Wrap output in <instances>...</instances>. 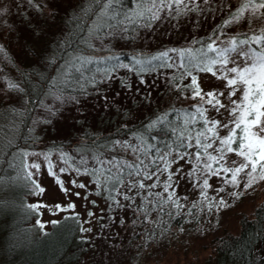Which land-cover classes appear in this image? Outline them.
Here are the masks:
<instances>
[{
    "label": "snow or ice",
    "instance_id": "1",
    "mask_svg": "<svg viewBox=\"0 0 264 264\" xmlns=\"http://www.w3.org/2000/svg\"><path fill=\"white\" fill-rule=\"evenodd\" d=\"M92 2L99 6L96 13L97 27L89 32V36L94 39H99L96 33L104 27L115 30L106 34L109 37L116 38L119 35L121 39H135L125 35L129 33V25L134 26L132 31L139 28L151 30L158 22L168 18L180 20L190 14H225L221 24L213 29L206 40L194 38L189 45L181 48H168L155 54H133L130 63H124L118 55L104 58L76 56L70 59L65 76H69L72 70L79 73L76 82L80 85L82 94H86L87 84L96 86L108 83L116 78L115 73L120 69H126L140 77L139 83L142 85L146 83L143 79L145 74L154 73L157 69H169L175 70L172 80H189L183 84V89L198 103L191 106L194 111L187 113L180 124L169 121V113L165 112L147 125V130L151 131L158 124H172V131L177 134L176 140L166 143L163 149L152 144L144 134H133L131 141L116 140L102 146V150L91 155V163L88 158L81 156L80 166H76L68 154L62 153L61 161L67 167H59L58 172L63 174L74 171L77 176L91 177L95 195L107 193L104 199L108 202L109 210H132L142 214L145 220L151 209L163 211L164 205L169 203L177 208L182 207L175 187L181 179L187 178L194 188L200 189L201 197L209 201V209L213 207L210 201L214 198H209L207 190L212 188L210 180L213 177L222 179L225 184L234 188L243 185L244 189L264 182V0H237L235 5L230 0H134V7L127 10L123 7V0ZM27 4L39 12H43L46 7L40 0H27ZM116 5L121 7L117 9ZM17 7H21L18 0ZM8 12V6L0 4V17ZM242 25H246L245 31L233 30ZM89 47L98 50L94 44H89ZM3 51V46L0 45V52ZM112 60L116 63H108ZM93 64L105 66L97 67L95 73L86 78L84 72H91L92 69L88 66ZM200 74H210L222 81L224 90L205 91ZM81 80L84 83H80ZM120 82L122 86L131 88L124 79ZM8 87L17 89L19 86L9 83ZM60 91V95L53 96L54 101L61 105L68 102L79 103L78 97L64 96L63 89ZM44 107L52 115L59 110L49 105ZM212 111L223 118L217 119L210 115ZM197 125L200 127L197 128ZM192 149L195 151H191ZM23 155L27 156L28 153ZM42 155L47 162L48 174L56 178L61 191L65 195L81 198L80 191L72 193L71 189L64 186V181L54 171L56 166L50 158L51 154ZM232 155L238 157L239 161L231 159ZM179 161H185L192 167L187 172H184L182 166L174 168ZM29 167L39 172L41 164L25 165V168ZM32 175L31 171L27 173L30 180ZM162 176H165L163 181ZM32 183L38 190L37 194L44 193L45 189L36 181L32 180ZM71 185L85 190L82 197L84 200H88L92 194L86 183H78L73 179ZM161 187L162 191H155ZM213 190L218 196L225 191L222 187ZM229 195L237 199L240 197V193L235 191ZM90 203L96 205L95 200ZM215 206L226 208L228 201L219 196ZM28 207L36 211L47 206L31 204ZM55 207L57 211L74 210L76 204L69 203L66 208L57 204ZM95 215L91 209L87 211L88 217ZM76 217H79V213ZM36 223L41 230L45 228L40 220ZM51 223L58 222L54 220ZM80 230L91 231L84 227Z\"/></svg>",
    "mask_w": 264,
    "mask_h": 264
},
{
    "label": "trees",
    "instance_id": "2",
    "mask_svg": "<svg viewBox=\"0 0 264 264\" xmlns=\"http://www.w3.org/2000/svg\"><path fill=\"white\" fill-rule=\"evenodd\" d=\"M40 2L46 6L42 12L44 16L49 17L51 20L59 19L64 22L67 28V36L62 44L51 45L57 56V61L54 58L49 59L45 70H37V73L33 68H21L18 83L15 80L12 82L20 87L21 98L18 103L9 102L3 95L5 90L9 88L6 74L8 71L13 70L14 66L10 62L12 53L8 50L9 45L7 43H10L14 47L13 49H19L21 44L18 42V31L12 24L9 25L8 23L0 30V42L4 49L3 52H0V243L2 245L0 247V264H79L90 250L89 242L91 238L89 233L80 230L81 227L87 228L85 219L80 213L78 218L76 217L77 212L66 213L56 220L58 223L51 224L49 229L41 230L37 223H34V219L39 217L38 209L33 211L28 207L31 205L29 196L32 192L33 179L31 177L30 180L27 176L28 170L25 168V155L23 153H25V148L33 147L25 137L33 113L45 96L53 90L61 92L60 90L63 89L62 93L84 96L98 94L100 91L98 87L103 84L96 86L87 84L86 94H82L80 85L76 82L79 73L72 70L69 76H65L66 65L70 59L76 56L104 58L118 55L121 61L130 63L133 54H155L168 48L186 46L179 41L173 46L158 47L151 50L127 48L108 54H96L88 46L85 37L87 31L91 30L92 24L97 21L96 13L99 10L97 4H94L92 0H85L79 4L78 13L76 9L69 10L62 20L61 14L55 8L42 0ZM230 2L236 4L237 0H230ZM2 3L8 4L6 2ZM115 7L119 9L121 6L116 5ZM123 7L126 10L131 9L134 7V0H123ZM20 12L22 13V11ZM205 14L218 19L208 33L195 39L206 40L213 29L221 24L225 12L220 17H216L217 13ZM202 15L190 14L189 17L182 19L196 18L199 20ZM108 22L114 23L115 21ZM133 27L129 25V33L125 35H130L135 39H123L122 41L125 40V42L137 45L139 32L144 28L132 31ZM233 30L245 31L246 25L234 27ZM109 31L115 30L107 27L99 30L101 34ZM25 43L30 47V43ZM29 50L32 52L31 54L35 51L32 47ZM108 63H116V61L112 60ZM104 66L89 65L88 67L92 71H85L84 76L90 78L97 67ZM165 70L168 69H157L151 75H157ZM146 75L150 74L144 76ZM172 76L169 79L168 88L161 93L165 102H170L173 98L168 103L169 105L161 108L155 106L144 116L137 117L133 113V111H136V101L133 102V106L127 108L119 104L110 106L112 114H107L108 105L106 104V107L101 109L104 119L100 122L102 127H106V130L91 134L89 130H84L78 142H74L73 145L77 146L84 153L82 156L88 158L91 163V155L102 150V146L116 140L131 141L133 140V134H144L152 144L157 145L160 149H163L166 143H172L176 140L177 135L172 131V124L167 122L158 124L151 131L147 130V125L165 112L169 113V121L180 124L187 113L194 111L191 106L198 103L190 97L187 98V95H178L174 90L176 88H172L175 84H179L181 86L179 90L184 93L183 84L188 83L189 80L185 79V82L174 81ZM97 77L99 78L98 74ZM80 83H84V80H81ZM168 91L169 94L173 92V96L170 97L169 94L167 96ZM196 127L199 128L200 125ZM15 131L17 134L13 136ZM135 142L139 143L138 140ZM66 144L59 141L52 143L49 147L60 150ZM185 150L187 149H181V151ZM85 153H89V156ZM68 156L70 155L68 154ZM80 158L78 161H80ZM74 160L72 158V161ZM75 165L80 166L79 162H75ZM155 191H162V187ZM106 195L107 193H104L100 197L104 199ZM258 199L249 213H238V219L233 221V224H230V220L225 223L222 214L219 213L215 216L217 221L213 219L216 223H213L204 235L200 233L198 241L183 238L184 242L173 249V254H170L166 261L155 260L150 263H147L143 258V252L150 253V250L148 252L149 248L143 246L145 242H148V245H151V243L160 244V241L164 242L171 238L174 232H182V229L191 233L196 230L197 224L200 222L204 224L207 221L208 215H212V209H209L205 203L197 206L199 204L195 202L188 206L185 211L183 205L177 208L169 203L164 205L163 211L158 208L151 209L147 220L144 219L142 214L129 210L127 223L124 220L121 224L119 223L120 226H125L121 228L119 233L114 235L119 238L118 241H122L119 248L114 252L115 256L111 257L114 260L105 262L107 264H264V195ZM104 201L106 200L104 199ZM233 204H228L227 210L232 209ZM147 239L148 241H144ZM203 250L208 252L205 260L201 259ZM122 259L126 261L123 263ZM202 261L204 262L202 263ZM105 262L101 264H105Z\"/></svg>",
    "mask_w": 264,
    "mask_h": 264
},
{
    "label": "rangeland",
    "instance_id": "3",
    "mask_svg": "<svg viewBox=\"0 0 264 264\" xmlns=\"http://www.w3.org/2000/svg\"><path fill=\"white\" fill-rule=\"evenodd\" d=\"M42 1L55 8L59 14H61L63 20V18L66 17L65 14L69 10L76 9V12L78 13L79 4L85 0ZM2 2L8 3L6 6L9 8V12L5 16L0 17V21H6V23L0 22V30L5 24H12L18 31V42L21 44L19 49H13L14 47L10 43H7L9 45L8 50L12 53V60H10V62L14 66L13 70L7 72L6 78L9 83L14 82V80L18 83L17 81L18 77H20L21 68H33L38 73L37 70L43 71L46 69L49 59H57L51 45L57 46L58 44H62L67 36V28L63 21L59 19L51 20L49 17L44 16L42 12L29 6L27 0H18L21 7H17V0H0V4L5 5V3ZM234 3L235 2H233V4ZM20 11H22V13ZM221 14H224V12H217L216 17H220ZM217 19L212 17V15H206L205 13L199 18V20L196 18H181L180 20H173L170 18L164 19L154 25L151 30L142 29L138 35L139 40L137 45L125 42V40L122 41L123 39L119 38V35H117L116 38H112L107 36V33L101 34L99 31L96 33L99 39L90 37L89 32L96 28V21V23L94 22L92 24V27L90 28L91 30L87 31L85 38L88 46L89 44H94L96 49H98L93 50L90 48L92 52L96 54H108L110 52H118L121 49L127 48L151 50L158 47L173 46L179 43V41L187 45L194 38L208 33L214 27ZM240 27H243V25ZM25 42L30 43V47H28ZM31 47L35 49L33 54H31L32 52L29 50ZM173 74L174 70L168 69L167 71L159 72L157 75L150 74L143 76L146 83L142 85L139 83L140 77L128 72L126 69H120L119 72L115 74V79L108 83H103L98 87V89H100L98 94L77 96L70 93H62L64 96L78 97L79 103L68 102L61 105L53 99L54 95H60L61 92L53 90L45 96L44 100L33 113L28 131L25 135L33 147H29V149L25 148L24 152L28 153V155L25 156V163L26 165H31L32 163L41 164L39 172H36V170L31 169L30 167L27 168V170L28 172L31 171L33 173L32 179L36 181L40 187L44 188L45 191L42 194H37L38 190L32 185V192L30 193L29 201L31 204H42L47 206L38 209L39 217L34 219V223L37 220H40L45 224L44 229H49L52 224L51 221L58 220L66 213H80L85 221H88L86 225L87 228L91 229V231L88 232L91 240L89 242L90 250L87 255L85 254L84 259L79 264H101L108 260H114L111 257L115 256L114 252L119 248V245L122 242L118 241L119 238L114 235L119 233L121 228L125 226H120V224L123 220L127 223L130 211H125L123 209L119 211L109 210L107 207L108 202L104 201L100 196L95 195L94 184L91 183V178L89 176H77L74 171H69L68 173L63 174L59 173V167H67V165L63 164L61 161V154L66 152L70 157L75 159V162H79V158L84 153H82L77 146H74L73 143L78 142L84 130H89L90 134L106 130V127H102L100 123L104 119L103 114H101V109L106 107V104L108 105L107 114H110L112 112L110 106L119 104L126 106L127 108L133 106V102L136 101L137 107L136 111H133V113L137 117L144 116L155 106L161 108L169 105L168 103H170L173 98H171L170 102H165L161 93L164 89L168 88L169 79ZM200 77L205 91L212 89L224 90L223 82L212 77L210 74H200ZM121 79H124L130 84L131 88L122 86L120 82ZM172 88H176L174 90L178 95H187V98L190 97V93L185 91L186 89H184V93H181L179 90L181 89V86L178 88L175 84ZM19 92L20 87L17 89L8 88L3 95L9 102L18 103V100L21 98ZM168 94L169 91L167 92V96ZM174 94L176 96L175 92ZM169 96H173V92H171ZM193 101L196 102V100ZM224 102L227 103V100L224 99ZM44 105L53 106L54 109L58 108L59 110L55 111V114L52 115L45 110ZM205 107L210 108L208 105H205ZM105 112L106 111L104 110V113ZM209 114L215 116L217 119L223 118L217 116L214 111ZM224 116H226V113ZM45 120L50 122H43ZM16 134L17 132L15 131V135L13 136H16ZM59 141L67 144L60 150L51 149L49 147L52 143ZM191 151H195V149H192ZM33 153L41 155H33ZM44 153L51 154L50 158L56 166L54 171H56L60 176V179L64 181V186L71 189L72 193L80 191L81 198H77L75 195H65V193L61 191L59 185L56 183V178L48 174L47 162L42 155ZM85 154L89 156V153ZM231 159L239 161V158L235 155H232ZM181 166L184 172H187L192 167L191 164L185 163V161H179V164L174 165V168ZM73 179L77 180L78 183H86L88 185V191L92 193L88 200L82 198L85 195V190L74 188L71 185V180ZM164 179L165 176H162L161 180L163 181ZM210 184L212 185V188L208 189L207 192L209 198H214L210 201L213 205L211 208L212 215H208V218L206 217L207 221L204 224L202 222L197 224L196 230H193L191 233L182 229V232H174L171 238L164 242L160 241V244L151 243V245H148L149 243L145 242L143 246L149 248L148 252L150 250V253L143 252V258L147 263L154 262L155 260L166 261V259L170 257L169 255L173 254V249L184 242L183 238H188L190 241H198L200 238L199 234L202 233V235H204L209 231L212 224L216 223L214 221H217L215 216L217 214L219 215V213L222 214V219H224L225 223L230 220V224H233V221L238 219V213H249L252 210L253 205L257 203L256 200L264 195V182H260L252 188L244 189L243 185H241L240 188H234L225 184L222 179L213 177L210 180ZM175 187L177 195L180 198V204L183 205V210L185 211L188 206L195 202L199 204L197 206H200L203 203L207 206V203H209V201H205L203 197H201L200 189L198 187L194 188L187 178L181 179L179 184L175 185ZM220 187L224 188L225 191L220 193L219 196H223L224 199L228 201V204L234 203L232 209L227 210V207L217 208L215 206L218 202L219 196L213 189ZM233 191L240 193L239 199L229 195V193ZM91 200H95L96 205H92L90 203ZM69 203H75L76 208L74 210L68 209L66 211L56 210L55 206L57 204L66 208ZM89 209L96 214L94 217L87 216V211ZM101 216L103 219H100ZM199 230L201 231L199 232ZM184 235L186 236L183 237ZM144 241H148V239ZM1 246L0 243V247ZM207 254V250H203L201 259L205 260ZM122 260L123 263L126 261L125 259ZM181 262L184 263L182 260ZM203 262L204 261H202V263ZM105 264H107V262H105Z\"/></svg>",
    "mask_w": 264,
    "mask_h": 264
}]
</instances>
